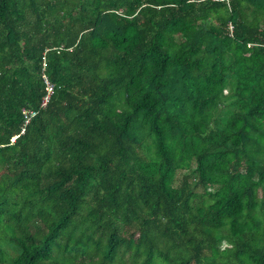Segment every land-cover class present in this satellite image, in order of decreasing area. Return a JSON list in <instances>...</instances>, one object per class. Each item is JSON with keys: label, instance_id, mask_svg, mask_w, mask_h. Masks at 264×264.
<instances>
[{"label": "trees", "instance_id": "trees-1", "mask_svg": "<svg viewBox=\"0 0 264 264\" xmlns=\"http://www.w3.org/2000/svg\"><path fill=\"white\" fill-rule=\"evenodd\" d=\"M0 264H264V0H0Z\"/></svg>", "mask_w": 264, "mask_h": 264}, {"label": "built area", "instance_id": "built-area-1", "mask_svg": "<svg viewBox=\"0 0 264 264\" xmlns=\"http://www.w3.org/2000/svg\"><path fill=\"white\" fill-rule=\"evenodd\" d=\"M230 30L232 29V26L230 25ZM43 64H45V62H43ZM45 79V85H46V93L43 95V97L41 98V101H40V106L43 107L44 105H46L48 99H49V96L50 94L53 92V89H54V85L52 82H50L46 77L44 78ZM25 114H24V117H25V122H27L29 120V118L36 113L35 110H26L24 111Z\"/></svg>", "mask_w": 264, "mask_h": 264}, {"label": "rangeland", "instance_id": "rangeland-1", "mask_svg": "<svg viewBox=\"0 0 264 264\" xmlns=\"http://www.w3.org/2000/svg\"><path fill=\"white\" fill-rule=\"evenodd\" d=\"M214 187H216V186H210L209 189H213ZM225 245H227L226 241H225V240H222V241L220 242V246L223 247V246H225Z\"/></svg>", "mask_w": 264, "mask_h": 264}]
</instances>
